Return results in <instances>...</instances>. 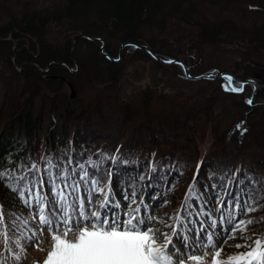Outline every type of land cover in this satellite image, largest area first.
I'll list each match as a JSON object with an SVG mask.
<instances>
[{"label": "trees", "instance_id": "trees-1", "mask_svg": "<svg viewBox=\"0 0 264 264\" xmlns=\"http://www.w3.org/2000/svg\"><path fill=\"white\" fill-rule=\"evenodd\" d=\"M216 6L219 7V11L237 7L241 12L240 20L212 16L211 8ZM263 13L264 0H0V66L7 68L13 79L23 78L25 83L24 87L17 85L16 88L10 89V92L8 91L0 97V165L8 167L13 166L17 161L30 162L32 159H37L42 163L39 158L44 157L64 162L73 158L69 167H75L79 162L92 157L93 149L88 147L89 140L85 134H82L83 130L90 132L94 130V126L98 125L93 123L92 118L81 114L75 115L73 118V110L64 107L68 100L63 94L57 95L65 104L60 109L58 119L57 112H51L54 115L52 118L46 116L47 112L44 113V103L42 102H46L50 98L43 93L55 92L62 87L63 81L55 79L53 75L60 78L66 77L72 81L76 79L81 70V61L78 60L79 70L75 73L70 72L68 65L72 67L75 65L69 57V48L59 50L58 46L49 43L52 29L68 27V31L73 32V36L81 32L91 37L103 38L106 42L107 53L114 58L118 56L120 47L125 43L145 45L163 59L184 61L189 64L190 73L196 75L197 63L202 62L205 52L208 49L221 46L246 47L244 65L248 64L252 68L254 67V70L261 64L264 66V23L255 21L256 16H261L260 14ZM184 26L189 28L185 29ZM102 34L108 36L105 37ZM8 38L11 41L6 40ZM109 38L111 41H108ZM13 40L18 43L17 63L25 62L23 75L15 70L13 64ZM80 40L88 48L96 44L99 50L100 42L88 39ZM114 41L118 43L115 44L116 46L109 44ZM163 42L174 50L161 51L163 48L161 46H164ZM109 45L118 48L116 53L113 52L114 49H108ZM137 54H141L145 60L156 61L144 49L135 46H126L123 49V57L130 56V60ZM192 56L196 57V60ZM101 57L96 55L94 58L91 56V59L96 61L97 66L103 65L109 70L114 67L117 69L122 63L121 61L112 62L104 56ZM180 57H185V59ZM191 60L195 61L194 64L190 63ZM30 62H34L42 68H47L52 63L51 70L48 74H42ZM160 65L161 67L173 65L181 67L176 63ZM213 71L214 68H210L206 72L210 75ZM234 76L239 78L236 73ZM249 78L254 79L251 74H247L245 79ZM13 79L12 82H14ZM259 80L262 83L264 81L263 77ZM27 84L29 87L26 86ZM229 92L231 95H235L232 91ZM32 96L40 98V106L37 107L31 101ZM57 96L50 99L52 108L50 106L49 108L52 110H58L59 104L53 102L57 101ZM243 96V103L247 105L246 97H249L247 91ZM246 107L250 111L248 110V113L246 111V117L241 120L240 128L234 126V129L231 130L230 135L232 136L228 139L231 141L233 138L232 143L229 141L223 147L213 146L209 149V160L205 159L201 164L196 161L169 164L168 158L175 156V153L181 152L183 155L184 150L195 154L197 152L190 145H178L173 141L162 142L163 139L157 140V136L164 134V126H159L162 133L154 131V135L151 137V142H155L156 152L153 159L151 156L150 161L149 159L143 160V166L139 165L138 167L133 161L122 164L110 157L101 166L97 165L95 171L97 170L99 176H103V173L106 174L103 176L106 179L110 174L109 187L116 188L117 194L120 196H124L126 193L130 194L134 190L137 202L143 201L141 210L144 214L145 205L152 206L158 198L163 196L165 205L162 204V206L174 207L172 215L174 217L186 202L191 184L200 194L206 191L208 199L212 202H215L217 192H221L223 198L222 189L226 187L233 194L240 192L241 203H243V200L247 198V194L243 190L247 189V193H251L253 196L252 203L257 210L245 214V216H247V220L259 221V223L249 225L247 232L262 233L264 232V198H261L264 196V144L260 146L256 136L253 138L256 141L251 139L247 142V135L251 133L250 113L252 110L255 112V107L248 105ZM207 111L211 112L208 108ZM72 118L79 122V132L68 134L66 133L67 127L64 130L65 124L68 123L65 121ZM260 118L262 120L257 126V130L260 131L258 136L264 138L262 130L264 115ZM243 129H247V131L241 135ZM178 135L179 133H176L175 136ZM70 142H73L71 148L68 147ZM225 150L228 152L227 154L224 153ZM218 154L241 157L242 162L234 164L230 180L227 178L230 175L218 174L219 165L213 161V158ZM90 168L93 171V168ZM246 169L252 173L259 172L263 177L248 175L244 171ZM185 173H192V175L188 179L186 188L180 191L178 181L175 182L174 179L183 178ZM45 188H47V184H45ZM9 195V189L4 184H0V198ZM167 195H169V199L171 196L170 202L165 198ZM257 201L258 203H256ZM187 202L192 209V218H197L195 215L199 210L197 200L191 199ZM25 209L21 206L14 210L22 213ZM170 218L164 221L171 222Z\"/></svg>", "mask_w": 264, "mask_h": 264}, {"label": "rangeland", "instance_id": "rangeland-1", "mask_svg": "<svg viewBox=\"0 0 264 264\" xmlns=\"http://www.w3.org/2000/svg\"><path fill=\"white\" fill-rule=\"evenodd\" d=\"M211 12L212 16L218 18L231 17L238 20L241 18V12L237 7L231 10L219 11V7L216 6L211 8ZM260 15L261 16H256L255 21L258 23H264V13ZM184 28L186 29L189 27L184 26ZM80 34L87 35L80 32L75 36ZM75 36H73V32L68 31V27L54 28L52 29V33L49 35V43L51 45L58 46L59 50L69 48V57H71L73 62L74 59L76 60L77 65L74 62V67L68 65L70 72L75 73L79 70L78 60L79 62L81 61V70L76 79L72 81L66 77L60 78L53 75L55 79H61L63 81L61 89L58 88L55 92L49 91L45 94L43 93V95L48 96L50 99H53L54 96L59 94L65 95L68 100L65 103L66 105L64 102L62 103L59 96H57V101H53L59 104L58 110H52L49 108L50 99L42 103H44V113L47 112V117H54V115L51 114V112L54 111L55 113L57 112L58 119L60 109L65 105V108L73 110V112L71 111L73 118L78 114H81L82 116L88 115L93 119V123L95 125L96 123L98 124L94 126V130L90 132L89 130H83L82 132V134H85L89 140L88 147L93 149V152L91 155L92 157L79 162L77 166H75L78 170L79 167L83 165L88 168L89 172H92L90 165L95 164L101 166L107 162L110 157L116 159V161H119L122 164H128L133 161L134 164L139 167V165L143 164V160L146 161L151 156V159H153L154 155L156 156L154 149L155 142H151V137L154 135V131L161 132L159 126H164V134L157 136V140L163 139L162 142L170 143L173 141L178 143V145H190L191 148L196 149L197 152V154H195L184 150L185 153L183 155L181 152L175 153V156L168 158L169 164H175L183 161L190 163L202 160L203 162L205 159H208L209 149L213 146L223 147L224 144L229 143L230 140L228 138L232 136L230 135V133H232L231 130L234 129V126L241 124V120L245 119L249 110L246 107L247 105L243 103V99L241 97L233 94L231 95L229 92L230 90H226L225 86L228 85L226 77L228 76L220 78L217 75L225 71L234 72L239 75V80L244 79L243 81H245L247 74H251L252 77H255L256 74L259 73L264 79V71H260L258 65L256 70L248 64H246V66L244 65L246 62L244 54L246 47L232 48L221 46L218 48L208 49L203 56L202 62L199 63L200 66H198L199 64L197 63L195 74L201 75L202 73V75H208L209 73L206 71L210 68H214V71L211 72L210 75L216 77L213 78V80H192L185 76L182 67L174 65L170 67H161L159 62L145 60L141 54H137L132 60H130V56H127L129 57L127 59V57H123L122 54L120 59L122 63H120V66L118 65L119 67L117 69L114 67V69L109 70V68H106L103 65L97 66L96 61H93L91 56L94 58L96 55H99V57L104 56L107 58L105 54H109L106 51L105 45L103 46V44H106L105 40L100 37H92L95 39H102L105 42L102 43L98 40H91L100 42L98 50V46L96 44H93L89 48L84 46V43L80 40L84 38H78L76 42ZM102 36L107 37L108 35L102 34ZM108 41H111V38H109ZM165 42H163L164 46H161L163 47L161 51H173L174 49H170ZM70 43H72L71 46ZM109 44L116 46L118 43H115L114 41V43L109 42ZM109 46L108 49H114L113 52L116 53L118 48ZM15 47L16 46L13 43V64L15 66V70L23 75L22 73L25 72V62L17 63L18 52L15 53V59L13 58V50ZM102 47L105 54L101 52ZM109 57L113 58V56L110 55ZM118 58L119 56L115 57V59ZM180 58L183 60L185 59V57ZM193 59L196 60V57H193ZM191 61L190 63L194 64L195 61ZM30 64L33 66L35 65L42 74H48L51 70V65L48 71L42 72L40 69L46 70L48 67L42 68L34 62H30ZM186 66L188 67L189 64ZM92 71L93 74H91ZM12 79L13 78L9 74L7 68L0 66V97H2L10 89L16 88L17 85L21 87L25 86L23 78L16 80L13 79L14 82H12ZM26 86L29 87L28 84ZM233 86L236 87V85ZM72 88H74L76 92V98L74 99L71 98ZM31 98L33 99H31V101L34 102L37 107L40 106V98L35 96H32ZM261 104L263 105L255 107V112L252 110L250 113L251 120H249V124L251 126V133L250 135H247V142L256 136L257 138H255L257 142H259L260 146L264 144V138L258 136V132L260 131L257 130V126L259 125L260 120H262L260 117L264 115V102ZM207 108L210 109L211 112L208 113ZM73 118L65 121L69 123V126L67 123L64 128L65 130L67 127L66 133L68 134L79 132V122ZM262 126V130L264 131V124H262ZM176 133H179V135L175 136ZM232 141L233 138H231L230 142L232 143ZM72 143L73 142H70L68 144L69 148L73 147ZM224 153L227 154L228 152L225 150ZM145 154L147 155L145 156ZM163 157H165V155H163ZM75 159L77 158L75 157ZM251 159L254 161L253 158ZM72 161L73 158H71V164ZM213 161L215 164L219 165V175H230L227 177L229 178L228 180H230L233 175L232 169L235 166L234 164L242 162L240 156H225L223 154H218V156L213 158ZM155 163L156 161L154 164ZM69 168L71 169L72 167ZM244 171L253 177L256 175L263 177V175L259 172L252 173L248 169ZM185 174V177L183 176V178L174 179L175 182L178 181L177 184L180 187V191L186 188L188 179H190L192 175V173ZM103 176H106V174L103 173ZM191 186L194 185H189V187ZM116 192L117 189L114 188L112 195ZM200 196L201 199H196L199 205L205 198L211 201L208 199L206 191H203ZM163 198V196L158 198L153 204L154 207L150 206L148 210L150 214H154L156 217L160 218V223L157 224V227H161L164 220L172 217L173 211L175 210L172 206H162ZM165 198H167L169 202L171 201V196L170 199L169 195ZM127 203L128 201L122 203L119 211L123 212ZM133 207H135V205H133ZM212 207L213 204L207 205V208ZM224 212L227 216L228 210L225 209ZM213 218L218 219L219 213H217ZM237 218L239 219L240 217ZM242 218L247 220V216L245 215ZM195 220H206V218L200 217ZM33 227L37 229V239L32 241V245L29 247L27 254L28 258L23 261V264H32L33 261H40L42 264L47 252L51 248V234L47 232L46 228L41 234L38 220L33 224ZM192 227L193 229L195 228L193 225ZM219 227L220 225L218 223L216 231H219ZM223 227L230 229L231 225L225 220L223 222ZM205 230L208 229L206 228ZM188 235L195 239L194 232L189 233ZM249 237H251V240L257 238L264 240V232H246L243 235H241L240 232H237L236 238L229 239L226 244L220 245L218 243L217 247L223 248L222 259H226L230 255H239L240 253L246 251L244 248L237 249L236 245H243L246 242L250 244L251 240L248 239ZM201 238H203V234H201ZM38 242L39 248L35 246ZM173 242H175V238H173ZM189 264H191V262H189Z\"/></svg>", "mask_w": 264, "mask_h": 264}, {"label": "snow or ice", "instance_id": "snow-or-ice-1", "mask_svg": "<svg viewBox=\"0 0 264 264\" xmlns=\"http://www.w3.org/2000/svg\"><path fill=\"white\" fill-rule=\"evenodd\" d=\"M226 79V90L243 91V83L232 87V77ZM247 102L252 103L251 99ZM246 131L243 129L241 135ZM39 161L42 163L32 159L8 167L0 165V184L10 193L0 198V264H23L27 260L29 247L37 239L33 227L37 220L41 234L45 228L51 234V248L42 264H264V240L260 238L249 237L250 244H237V249L246 251L226 259H222L223 248L217 247L259 223L242 218L257 210L247 189L243 190L247 194L243 203L240 192L233 194L226 187L223 198L217 192L214 203L205 198L195 215L206 220H194L187 201L201 196L191 186L186 202L171 222L157 227L160 218L149 214L146 205L141 215L143 201L137 203L134 190L124 195L128 203L123 212L119 211L121 204L109 187L110 174L108 179L99 176L97 165H90V173L83 165L79 170L70 169L71 159L64 162L41 157ZM208 204L213 207L207 208ZM21 206L28 210L27 215L14 210ZM217 213L219 218L214 219ZM225 220L230 229L223 227ZM196 224L199 226L193 229ZM193 232L195 239L188 235ZM35 246L39 248V242Z\"/></svg>", "mask_w": 264, "mask_h": 264}, {"label": "water", "instance_id": "water-1", "mask_svg": "<svg viewBox=\"0 0 264 264\" xmlns=\"http://www.w3.org/2000/svg\"><path fill=\"white\" fill-rule=\"evenodd\" d=\"M78 38H84V39H88V40H98V41H101L102 43H105L104 42V40H102V39H95V38H92V37H89V36H87V35H83V34H80V35H77V36H75V41L77 42V40H78ZM6 40H8V41H11V39L10 38H8V39H6ZM13 43H14V45L16 46L15 47V49L13 50V58L15 59V53L17 52V41H13ZM105 44H103V46H104ZM127 45H135V44H133V43H125L124 45H122V47H121V50L125 47V46H127ZM137 47L138 48H141V49H145L149 54H151L152 56H153V58L155 59V60H157L158 62H160V63H163V64H169V61H167V60H163V59H161L154 51H152L149 47H147V46H144V45H137ZM101 52L103 53V54H105L104 53V51H103V47L101 48ZM106 55V57L107 58H109V59H111L112 61H118L119 60V58L121 57V54H120V57L118 58V59H113V58H111V57H109V55H107V54H105ZM74 62L76 63V65H77V62H76V60L74 59ZM173 62H177V63H180L182 66H183V68H184V70H185V73H186V76L188 77V78H190V79H193V80H202V79H210V78H215L216 76H213V77H211V76H209V75H202V76H191L190 75V73H189V71H188V69H187V66L185 65V63H183V62H179V61H173ZM52 63H50L49 65H48V69H46V70H43V69H40L42 72H46V71H48L49 70V68H50V65H51ZM217 76H231V74L230 73H219ZM239 81H241V80H239ZM244 85L245 84H247V83H252V84H255V82L253 81V80H246V81H241ZM71 98H76V92H75V90H74V88H72V94H71Z\"/></svg>", "mask_w": 264, "mask_h": 264}, {"label": "flooded vegetation", "instance_id": "flooded-vegetation-1", "mask_svg": "<svg viewBox=\"0 0 264 264\" xmlns=\"http://www.w3.org/2000/svg\"><path fill=\"white\" fill-rule=\"evenodd\" d=\"M123 49L121 50V47H120L119 54H118L119 57H120V54H123ZM113 59H115V58L113 57ZM120 59H121V57H120ZM109 60L111 61V59H109ZM119 61H112V62H119ZM259 70L263 72L264 67L262 65L259 66ZM230 73L233 74L232 85L238 86V84H241L237 81L239 78L235 77L234 73H232V72H230ZM259 78H261V75L259 73H257L256 76L254 77V79H248V80H253L255 82V84L248 83V84L244 85V88H243L244 92L243 91L234 92L235 96H238V97H241L242 99H244L243 95L247 91V95L249 94V97L248 96L246 97L247 98L246 104L250 107H257V106L259 107V106L263 105L261 103L264 102V86H263V83L259 80ZM234 79H236V80H234ZM249 99H251V101H252L251 104H249L247 102Z\"/></svg>", "mask_w": 264, "mask_h": 264}, {"label": "bare ground", "instance_id": "bare-ground-1", "mask_svg": "<svg viewBox=\"0 0 264 264\" xmlns=\"http://www.w3.org/2000/svg\"><path fill=\"white\" fill-rule=\"evenodd\" d=\"M122 55V54H121ZM244 80V79H243ZM246 80V79H245ZM237 84V83H236ZM239 85V84H238ZM244 92V91H243ZM249 95V94H248ZM259 96V95H258ZM254 99V98H253ZM127 112V111H126ZM135 129V128H134Z\"/></svg>", "mask_w": 264, "mask_h": 264}]
</instances>
